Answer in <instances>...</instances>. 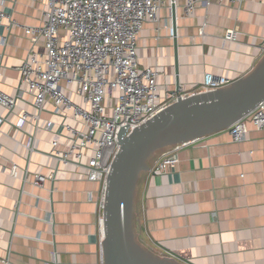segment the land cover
<instances>
[{
	"label": "crops",
	"instance_id": "0c3cea01",
	"mask_svg": "<svg viewBox=\"0 0 264 264\" xmlns=\"http://www.w3.org/2000/svg\"><path fill=\"white\" fill-rule=\"evenodd\" d=\"M13 25L0 43V89L16 94L19 67L30 50H45V38L33 42L27 27L43 24L41 4L7 0ZM179 72L176 70L173 10L164 7L158 23L144 24L138 41L142 67L159 70L160 99L204 81L207 72L233 80L246 76L261 59L264 0L241 4H197L187 16L176 9ZM236 30V38L229 33ZM0 28V34L6 32ZM1 37V36H0ZM23 111L35 112L33 97L19 99L12 112L0 105V264H90L101 251V184L84 168L53 154V140L67 149L70 134L49 131L46 120L61 122L47 104L40 126L30 118L10 134ZM245 141H233L229 129L194 140L178 151L179 162L165 172L143 173L136 194L138 232L144 246L185 264H264V129L248 123ZM34 134L35 150L19 140ZM64 142V143H63ZM19 166L18 176L11 173ZM37 172L48 173L43 187ZM26 175V179L24 176Z\"/></svg>",
	"mask_w": 264,
	"mask_h": 264
},
{
	"label": "built area",
	"instance_id": "2783aa9c",
	"mask_svg": "<svg viewBox=\"0 0 264 264\" xmlns=\"http://www.w3.org/2000/svg\"><path fill=\"white\" fill-rule=\"evenodd\" d=\"M41 4L43 24L27 27L32 40L45 38V50L34 47L19 67L21 83L16 94L0 89V105L12 112L19 99L33 97L35 112L23 111L11 126L13 131L23 130L32 118L40 126L42 112L47 104L53 105L61 122L46 120L44 128L70 134L67 149L59 148L62 142L52 141L53 154L60 162L73 163L84 168L87 180L102 186L100 207L104 208L106 185L114 160L121 149L119 134L125 136L148 123L153 117L174 103L179 96L188 98L213 92L231 85L235 80L207 72L202 84L181 89L169 100L160 99L158 92L159 70L142 67L138 54V41L144 24L159 22L164 7L182 6L191 16L199 3L206 5L241 4L244 0H29ZM16 21L7 11V0H0V43L5 46ZM236 30L229 33L236 38ZM261 58L264 44L261 46ZM6 119L0 116V126ZM248 123L264 129V99L250 114L236 121L229 131L236 143L246 140ZM1 130V129H0ZM11 134L12 136H16ZM34 134H27L19 142L30 151L35 150ZM64 143V142H63ZM191 142L167 148L155 161L154 172L172 170L179 162L178 151ZM11 173L18 176L19 166L12 163ZM48 173L37 172L34 185L43 187ZM26 179V175L24 176ZM101 251L99 259L90 264H106L103 240L104 219L100 218Z\"/></svg>",
	"mask_w": 264,
	"mask_h": 264
},
{
	"label": "water",
	"instance_id": "95a60500",
	"mask_svg": "<svg viewBox=\"0 0 264 264\" xmlns=\"http://www.w3.org/2000/svg\"><path fill=\"white\" fill-rule=\"evenodd\" d=\"M173 10L176 70L179 72L177 13ZM177 92L180 91V86ZM264 99V55L244 77L219 90L188 98L181 96L148 123L125 136L108 176L103 208V250L106 264H185L156 254L138 239L136 194L151 160L169 147L193 142L230 128Z\"/></svg>",
	"mask_w": 264,
	"mask_h": 264
},
{
	"label": "rangeland",
	"instance_id": "374dc122",
	"mask_svg": "<svg viewBox=\"0 0 264 264\" xmlns=\"http://www.w3.org/2000/svg\"><path fill=\"white\" fill-rule=\"evenodd\" d=\"M135 223H136V229H137V233L140 231V229H139V225H138V216H137V214H136V218H135ZM140 234V233H139ZM139 234H138V239H139V241L143 244V241H142V239L140 238V236H139ZM144 245V244H143ZM156 253V252H155ZM156 254H159V253H156ZM160 255V254H159Z\"/></svg>",
	"mask_w": 264,
	"mask_h": 264
}]
</instances>
